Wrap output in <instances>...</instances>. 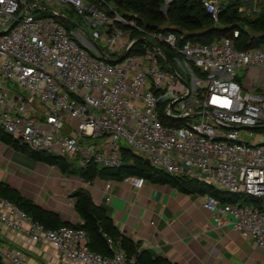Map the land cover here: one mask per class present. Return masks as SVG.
Returning <instances> with one entry per match:
<instances>
[{
	"label": "built area",
	"instance_id": "1",
	"mask_svg": "<svg viewBox=\"0 0 264 264\" xmlns=\"http://www.w3.org/2000/svg\"><path fill=\"white\" fill-rule=\"evenodd\" d=\"M200 2L216 21L219 0ZM63 6L90 33L61 13ZM250 70L255 84L247 89L240 77ZM241 128L258 131L247 140ZM262 128L264 43L238 49L229 37L184 39L124 16L115 0H0V129L30 151L64 157L78 169L120 167L127 150L172 175L251 196L259 202L204 194L201 206L217 227L229 225L264 249ZM122 180L136 188L147 181ZM0 224L47 242L62 264H138L140 248L128 254L107 238L110 256L92 251L83 229L48 228L1 195ZM0 258L29 264L21 248L1 239Z\"/></svg>",
	"mask_w": 264,
	"mask_h": 264
},
{
	"label": "crops",
	"instance_id": "2",
	"mask_svg": "<svg viewBox=\"0 0 264 264\" xmlns=\"http://www.w3.org/2000/svg\"><path fill=\"white\" fill-rule=\"evenodd\" d=\"M254 73L243 71L240 80L245 88L254 86ZM0 181L71 223L80 219L69 194L77 188L87 190L120 233L150 257L177 264H264V249L229 225L217 227L212 213L201 206L200 194H186L148 180L140 188L98 176L84 181L61 173L56 166L31 160L1 140ZM0 235L3 244L21 248L29 264H62L58 251L47 242H33L1 224Z\"/></svg>",
	"mask_w": 264,
	"mask_h": 264
},
{
	"label": "trees",
	"instance_id": "3",
	"mask_svg": "<svg viewBox=\"0 0 264 264\" xmlns=\"http://www.w3.org/2000/svg\"><path fill=\"white\" fill-rule=\"evenodd\" d=\"M115 4L117 10L126 17L135 18L139 23L151 27H163L165 30L183 35L184 39L195 42L210 43L221 37H229L238 49H249L264 43V8L255 17L244 18L238 13L241 0H228L223 6L219 4L220 11L216 21L205 11L200 0H170L167 3L165 0H115ZM64 26L68 31L71 30L68 24L64 23ZM234 30L238 31L235 37ZM248 30L253 33H249ZM0 140L35 161L56 166L61 173L77 175L84 181L96 176L112 180H122L126 176H141L153 183L167 184L186 194H213L224 202L242 201L249 204L259 202L248 195L228 193L186 176L172 175L151 166L145 158L127 150L123 152V164L120 167L108 168L89 164L85 168L77 169L73 168L64 157L30 151L1 129ZM0 195L19 205L48 228L71 225L83 229L92 251L110 256L112 250L109 248L107 238L118 242L128 254L133 253L137 248L129 238L120 233L106 210L96 204L89 192L83 188H77L69 194L73 199V209L80 219L77 223L62 221L57 213L41 208L2 181H0ZM157 262L177 264L163 257H150L146 251L140 250L138 264ZM0 264H2L1 258Z\"/></svg>",
	"mask_w": 264,
	"mask_h": 264
},
{
	"label": "rangeland",
	"instance_id": "4",
	"mask_svg": "<svg viewBox=\"0 0 264 264\" xmlns=\"http://www.w3.org/2000/svg\"><path fill=\"white\" fill-rule=\"evenodd\" d=\"M227 1L228 0H222L220 6H223ZM263 8H264V0H241V7L239 8L238 13L240 14V16H243L244 18L250 19V18L255 17ZM60 11L66 17H68L72 22L79 23L82 26H84L85 30L88 33H90V28L88 26L82 24L79 17L71 10V8H69L67 6H63V7H60ZM31 12L34 14L38 13V12H36L35 9H33ZM66 24H68V23H66ZM68 25L72 28V26L70 24H68ZM248 31H249V33H253L251 30H248ZM97 44H100L103 47L100 40H98ZM86 48L89 51H91L90 46H86ZM242 74H243V72H241V75ZM254 76H255V74H254ZM261 77H262V73L259 74L258 78H261ZM240 81L242 82V80H240ZM257 131H258L257 129H243V128L239 129L240 136L241 137L244 136V138L247 140H251ZM259 131L264 134V128L259 129ZM120 142L123 143L122 140H120ZM18 153H22V152L18 151ZM28 158H30V157H28ZM31 160H33V159H31Z\"/></svg>",
	"mask_w": 264,
	"mask_h": 264
},
{
	"label": "water",
	"instance_id": "5",
	"mask_svg": "<svg viewBox=\"0 0 264 264\" xmlns=\"http://www.w3.org/2000/svg\"><path fill=\"white\" fill-rule=\"evenodd\" d=\"M165 2L167 3L168 1L166 0ZM164 8H165V7H163V9H164ZM13 25H14V24H13ZM13 25H12V26H13ZM12 26H11V27H12ZM152 27L155 28L156 26H152ZM123 57H124V55H123L120 59H122ZM120 59H119V60H120ZM117 61H118V60H117ZM146 161H147V160H146ZM147 162H148V161H147Z\"/></svg>",
	"mask_w": 264,
	"mask_h": 264
}]
</instances>
